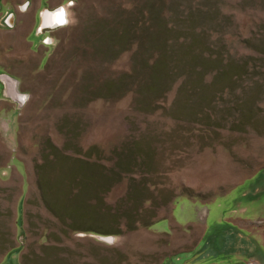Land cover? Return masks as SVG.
I'll use <instances>...</instances> for the list:
<instances>
[{"label": "rangeland", "instance_id": "obj_1", "mask_svg": "<svg viewBox=\"0 0 264 264\" xmlns=\"http://www.w3.org/2000/svg\"><path fill=\"white\" fill-rule=\"evenodd\" d=\"M23 2L0 0V264H264V0H76L52 33L67 0Z\"/></svg>", "mask_w": 264, "mask_h": 264}, {"label": "clouds", "instance_id": "obj_2", "mask_svg": "<svg viewBox=\"0 0 264 264\" xmlns=\"http://www.w3.org/2000/svg\"><path fill=\"white\" fill-rule=\"evenodd\" d=\"M31 5V0H24L20 4L19 11L21 13H26ZM76 5V0H67V4H61L55 8H45L40 12L41 23L37 32H43L44 29H48L49 33L55 32L58 29L66 28L75 21V13L70 11L71 8H74ZM44 44L55 46L59 41L52 35H47L44 38ZM21 82L17 81L19 86ZM31 100V93L27 91H18V101L21 105H26Z\"/></svg>", "mask_w": 264, "mask_h": 264}]
</instances>
